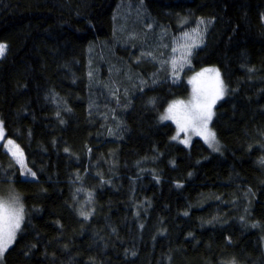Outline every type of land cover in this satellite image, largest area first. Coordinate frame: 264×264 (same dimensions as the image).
I'll list each match as a JSON object with an SVG mask.
<instances>
[{
	"label": "trees",
	"instance_id": "16d2710c",
	"mask_svg": "<svg viewBox=\"0 0 264 264\" xmlns=\"http://www.w3.org/2000/svg\"><path fill=\"white\" fill-rule=\"evenodd\" d=\"M201 21L176 77L164 43ZM0 44L24 215L0 264H264V0H0ZM205 67L220 153L161 120Z\"/></svg>",
	"mask_w": 264,
	"mask_h": 264
},
{
	"label": "rangeland",
	"instance_id": "374dc122",
	"mask_svg": "<svg viewBox=\"0 0 264 264\" xmlns=\"http://www.w3.org/2000/svg\"><path fill=\"white\" fill-rule=\"evenodd\" d=\"M204 31V24L200 23L193 29L187 30L185 34L176 35L172 41L171 36L169 40L165 41L164 50L166 52H169V56L166 61V63L169 65V67L166 65L167 71L171 70L174 76L179 77V75L190 66V58L192 54L191 52L194 48L198 47L202 43ZM206 69L214 71H205ZM217 72L219 73V84L216 75ZM188 83L191 88L190 96L185 99H180L172 102L162 116H167L169 118H161V120L162 122H170L175 125V139L182 145L189 147L195 138H200L214 152L220 153L222 151V146L219 141H217L216 136L215 140L211 143V145L206 139V137L208 136L209 132L214 133L212 121L214 117L215 107L218 102L222 100L226 95V87L221 72L217 67H205L189 75ZM221 85L223 89V94L219 98H216L215 103L212 104L211 119L207 122V127L205 129L200 121L193 119V115L201 110L197 107V104L203 103L205 101H211L212 98L216 95L217 90L221 87ZM170 108L172 109L171 112L169 111ZM3 140L4 132L2 122L0 120V145H2ZM4 148L16 160V162L24 172V176L32 177L29 170L26 169V161L24 160L23 154L21 155L22 152L20 148L14 142H12V144H9L8 141L5 142ZM14 192L15 190L10 184L0 183V201H10L13 197H15L18 198L19 204L22 205L19 196L16 192ZM12 244L10 246H12ZM5 252L0 254V263Z\"/></svg>",
	"mask_w": 264,
	"mask_h": 264
},
{
	"label": "snow or ice",
	"instance_id": "6c2138e0",
	"mask_svg": "<svg viewBox=\"0 0 264 264\" xmlns=\"http://www.w3.org/2000/svg\"><path fill=\"white\" fill-rule=\"evenodd\" d=\"M203 23V21H201ZM187 35V34H186ZM7 46L0 44V58L6 53ZM205 71H214L206 69ZM217 80L219 73H216ZM218 80V84H219ZM223 94L222 85L218 88L216 95L212 98L211 101H205L203 103H198L197 107L201 110L193 115V119L200 121L204 128L207 127V122L211 119V106L215 103V99L219 98ZM171 108L169 111L171 112ZM167 119L169 117H162ZM206 139L209 141L210 145L215 140L214 133H208ZM9 144H12V141H8ZM22 155V153H21ZM34 175V174H33ZM23 206L19 204L18 198L13 197L10 201L3 200L0 201V254L7 251L8 247L15 241L16 233L20 229L21 222L23 221Z\"/></svg>",
	"mask_w": 264,
	"mask_h": 264
}]
</instances>
